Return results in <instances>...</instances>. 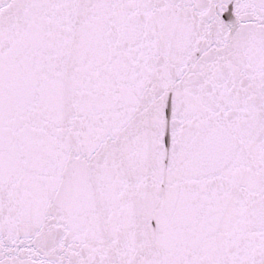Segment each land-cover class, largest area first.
Wrapping results in <instances>:
<instances>
[{
    "label": "snow or ice",
    "instance_id": "snow-or-ice-1",
    "mask_svg": "<svg viewBox=\"0 0 264 264\" xmlns=\"http://www.w3.org/2000/svg\"><path fill=\"white\" fill-rule=\"evenodd\" d=\"M0 264H264V0H0Z\"/></svg>",
    "mask_w": 264,
    "mask_h": 264
}]
</instances>
